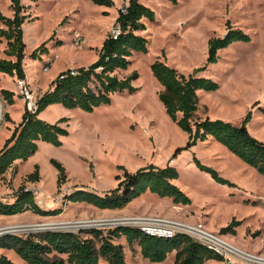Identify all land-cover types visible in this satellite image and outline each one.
I'll return each instance as SVG.
<instances>
[{"label": "rangeland", "instance_id": "1", "mask_svg": "<svg viewBox=\"0 0 264 264\" xmlns=\"http://www.w3.org/2000/svg\"><path fill=\"white\" fill-rule=\"evenodd\" d=\"M111 6L97 5L92 0H22L25 6L22 62L25 77L32 83L37 96L61 72L88 66L95 62L103 40L114 30L118 11L128 0H111ZM155 12L154 22H145L140 32L148 40L147 53H135L127 70H117L118 78L133 71L139 75L132 84L136 92L115 93L108 105L93 111L68 110L60 105L48 106L39 117L48 122L62 123L69 132L60 146L38 141L34 155L20 164L18 178L0 180L13 190L24 184L32 190L41 209L60 210L59 214L39 216L25 212L1 216L0 228L11 225L40 226L50 223L86 221L88 227L53 228L51 231H72L114 228L118 218L157 216L184 222H201L206 229L219 233L238 251L264 259V176L217 141H198L187 145L188 135L166 114L158 99L161 87L151 72V64L160 59L179 73L188 75L205 65L207 42L232 29L247 33L250 42H235L219 51L216 63L200 73L220 85L218 91L200 93L198 118L209 117L239 125L250 112L246 127L249 133L264 143V0H140ZM0 12L12 17L9 0H0ZM45 44L47 53L34 60V49ZM6 41L0 43V59L5 54ZM43 68H46L43 70ZM16 78L0 73V89L16 94ZM14 102V103H15ZM19 102L6 105L13 119L20 117ZM13 124L6 118L2 134ZM215 169L232 186L219 184L201 172L193 158ZM61 163L67 180L57 188L58 171L51 161ZM153 164L171 165L179 177L174 184L189 197L190 204L175 205L170 199H160L150 193L140 196L120 210H99L85 203H66L64 197L76 189L104 194L117 186L124 167L128 172ZM39 166L40 183L26 181L34 166ZM39 182V181H38ZM10 193L9 200L14 192ZM98 220H112L105 225ZM114 220V221H113ZM93 221V222H92ZM232 221L238 223L228 233L221 229ZM12 229H10L11 231ZM42 230L13 231L26 236ZM123 246L127 264H174V253L163 262H151L140 255L137 245ZM0 254L2 252L0 251ZM14 264H26L13 251H5ZM209 261L206 264H222ZM263 264V263H260Z\"/></svg>", "mask_w": 264, "mask_h": 264}, {"label": "trees", "instance_id": "2", "mask_svg": "<svg viewBox=\"0 0 264 264\" xmlns=\"http://www.w3.org/2000/svg\"><path fill=\"white\" fill-rule=\"evenodd\" d=\"M12 17L0 12V43L6 41L5 54L9 59H0V73L10 78L23 79L22 67L25 54L23 41V23L25 6L21 0H9ZM36 1V0H30ZM94 4L111 6V0H92ZM124 9V10H122ZM155 21V12L140 0H128L118 11L115 26L119 34L114 38L111 34L103 40L95 62L88 66L59 73L51 82L50 88L38 99L37 110L31 113L24 109L19 123L13 128L11 135L0 149V178L16 161L24 162L35 154L38 141L54 146L62 144V138L69 132L62 125L65 119L49 123L39 118V114L48 106L58 104L65 109H82L93 111L95 108L108 105L115 93H134L137 88L132 82L139 77L133 71L125 78L115 75L117 70H127L130 58L135 53L148 52V40L140 32L146 30L145 22ZM251 37L240 29H232L227 23V31L221 37H212L207 42V56L204 66L195 68L190 74L179 73L165 61L156 59L150 66L151 72L161 90L158 99L162 103L167 116L188 135L189 148L198 141L209 137L224 145L232 154L247 165L255 168L264 176V143L254 138L246 124L250 118L247 113L244 120L236 125L220 119L198 118L196 112L200 103V93L218 91L220 85L214 80L203 77L200 73L219 59V51L235 42H250ZM45 44L33 50L30 57L39 59L46 54ZM40 55L38 56V52ZM0 95L6 104H14V92L0 89ZM7 119L10 122L8 114ZM195 166L219 183L232 186L212 167L193 158ZM58 171L57 188L66 182L64 166L56 160L51 161ZM122 176H118L117 186L100 195L84 189H76L64 197L66 203H85L99 210H120L140 196L150 193L160 199H170L175 205H188L190 199L175 184L178 171L171 165L164 167L153 164L128 172L124 167ZM39 166L35 165L26 176L28 182H38ZM39 216H51L60 210L46 211L40 208L32 190L22 184L13 193L12 202H3L0 198V216H14L25 212ZM232 221L221 229L228 233L237 225ZM123 238L129 248L137 245L140 255L151 262H163L174 253V264H206L209 261H222V257L205 245L194 241L187 235L177 234L173 237H157L146 234L136 227L117 226L107 229L69 231L45 230L35 234L20 236L3 234L0 236V249L16 253L26 264H127L123 246L116 243ZM0 264H14L8 257L0 254Z\"/></svg>", "mask_w": 264, "mask_h": 264}, {"label": "built area", "instance_id": "3", "mask_svg": "<svg viewBox=\"0 0 264 264\" xmlns=\"http://www.w3.org/2000/svg\"><path fill=\"white\" fill-rule=\"evenodd\" d=\"M110 34L116 38L119 34V28L115 26ZM44 69L45 71L47 70L46 68ZM70 70L72 75L77 73L76 69ZM16 88V94L23 100L24 109L31 113L36 112L39 97L33 90L30 81L26 77L17 79ZM6 105L5 100L0 95V130L6 126ZM125 220L127 226L136 227L140 231L152 236L173 237L177 234L187 235L194 241L205 245L208 249L220 255L223 259L222 264H264L262 262L264 259L255 258L252 255L238 251L227 243L222 235L207 230L201 222L189 223L157 216L130 217Z\"/></svg>", "mask_w": 264, "mask_h": 264}, {"label": "crops", "instance_id": "4", "mask_svg": "<svg viewBox=\"0 0 264 264\" xmlns=\"http://www.w3.org/2000/svg\"><path fill=\"white\" fill-rule=\"evenodd\" d=\"M21 2H22V0H21ZM23 35H24V31H23ZM79 67H82V66H79ZM27 78V80H30L28 77H26ZM56 78V77H55ZM54 78V79H55ZM53 79V80H54ZM52 80V81H53ZM51 81V82H52ZM30 83H31V81H30ZM51 84V83H50ZM50 84H49V86L47 87V89L44 91V92H46L49 88H50ZM31 85H32V83H31ZM43 92V93H44ZM43 93H41L40 94V96L43 94ZM17 102H19V105H20V108H19V115H20V117L19 118H17V119H13L12 117H11V114H10V112H9V115H10V122L9 123H11V124H13V127H12V129L11 130H5L4 131V133L2 134V141H1V145L3 146L4 145V142L6 141V139H8L9 137H10V135H11V132H12V130H13V128L19 123V121H20V119H21V116H22V113L24 112V103H23V100L21 99V102L20 101H17ZM17 102H15L13 105H16V103ZM53 105H58V104H53ZM51 106V105H50ZM198 111V110H197ZM196 114H197V112H196ZM207 117V116H206ZM206 117H204V118H206ZM40 118V117H39ZM204 118H202V119H204ZM42 119V118H41ZM46 122H48V121H46ZM49 123H54V122H49ZM3 131V130H2ZM208 140H211V141H214V139L213 138H211V137H209L208 138ZM2 146H1V148H2ZM0 148V149H1ZM22 162L21 161H16L14 164H13V166L2 176V178H0V180H5V179H7V180H9L10 178H12L13 179V181H16L17 180V178H18V170H19V167H20V164H21ZM40 176V179H41V175H39ZM38 184L40 183V180H39V182H37ZM19 186H15L14 188H13V190H10V188H6V186L5 185H3L2 183H1V185H0V198L3 200V202H12L13 201V195H11V198L9 199V200H6V199H4V198H2L3 196L5 197V198H9L10 197V193L8 192L7 194L5 193V191H11V192H15L16 190H17V188H18ZM28 188V187H27ZM146 194H148V193H146ZM146 194H144V195H146ZM264 197V196H263ZM0 218H1V216H0ZM0 221H2V219H0ZM0 251L2 252V254L3 255H5V251H8V250H4V249H0Z\"/></svg>", "mask_w": 264, "mask_h": 264}, {"label": "bare ground", "instance_id": "5", "mask_svg": "<svg viewBox=\"0 0 264 264\" xmlns=\"http://www.w3.org/2000/svg\"><path fill=\"white\" fill-rule=\"evenodd\" d=\"M110 221H112V220H98L94 224L105 225V224L110 223ZM115 222H118V224H121V223H125L126 220H125V218H118L117 220H115ZM90 225H92V223L86 222V221H80V222H68V223H66V222L65 223H50V224H45L44 226L53 227V228H74V229H78V228H82V227H88ZM4 229H9V230L12 229L13 231L23 232V231H27V230H32L33 228H31V226L11 225V227L0 228V231L4 230ZM262 262H264V261H262Z\"/></svg>", "mask_w": 264, "mask_h": 264}, {"label": "water", "instance_id": "6", "mask_svg": "<svg viewBox=\"0 0 264 264\" xmlns=\"http://www.w3.org/2000/svg\"><path fill=\"white\" fill-rule=\"evenodd\" d=\"M115 227L117 226H127V223H121V224H114ZM56 229V228H55ZM32 230H42V231H45V230H51L49 227H46L44 226L43 224L40 225V226H34V228ZM56 231H60V230H56ZM12 230L10 231L9 229H4V230H1L0 231V236L3 235V234H11ZM69 232H72V231H69Z\"/></svg>", "mask_w": 264, "mask_h": 264}]
</instances>
